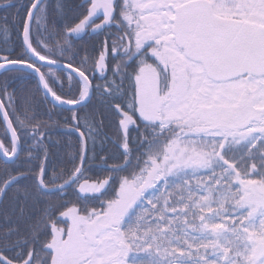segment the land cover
<instances>
[{"label": "snow or ice", "instance_id": "1", "mask_svg": "<svg viewBox=\"0 0 264 264\" xmlns=\"http://www.w3.org/2000/svg\"><path fill=\"white\" fill-rule=\"evenodd\" d=\"M0 3V264H264V0Z\"/></svg>", "mask_w": 264, "mask_h": 264}, {"label": "trees", "instance_id": "2", "mask_svg": "<svg viewBox=\"0 0 264 264\" xmlns=\"http://www.w3.org/2000/svg\"><path fill=\"white\" fill-rule=\"evenodd\" d=\"M19 0H11V3L13 5H15L16 3H18ZM15 11V7H12V8H4V7H0V17H3L5 16L7 13H10V12H14ZM11 19V17L9 16V20Z\"/></svg>", "mask_w": 264, "mask_h": 264}, {"label": "flooded vegetation", "instance_id": "3", "mask_svg": "<svg viewBox=\"0 0 264 264\" xmlns=\"http://www.w3.org/2000/svg\"><path fill=\"white\" fill-rule=\"evenodd\" d=\"M86 40H88L89 41V43L91 42L90 40H89V38H85Z\"/></svg>", "mask_w": 264, "mask_h": 264}, {"label": "bare ground", "instance_id": "4", "mask_svg": "<svg viewBox=\"0 0 264 264\" xmlns=\"http://www.w3.org/2000/svg\"><path fill=\"white\" fill-rule=\"evenodd\" d=\"M0 7H3V6H2V3H0Z\"/></svg>", "mask_w": 264, "mask_h": 264}]
</instances>
